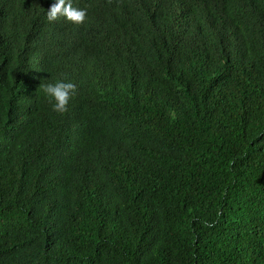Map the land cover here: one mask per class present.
Listing matches in <instances>:
<instances>
[{
  "label": "trees",
  "instance_id": "obj_1",
  "mask_svg": "<svg viewBox=\"0 0 264 264\" xmlns=\"http://www.w3.org/2000/svg\"><path fill=\"white\" fill-rule=\"evenodd\" d=\"M73 1L87 12L70 67L40 72L77 84L68 109L42 87L19 125L0 96V264H264V0ZM186 1L214 3L233 41L196 40L171 65L135 53V15L161 10L177 37ZM45 5L0 0V94L17 95L20 55L60 26ZM117 68L128 76L106 84Z\"/></svg>",
  "mask_w": 264,
  "mask_h": 264
},
{
  "label": "clouds",
  "instance_id": "obj_2",
  "mask_svg": "<svg viewBox=\"0 0 264 264\" xmlns=\"http://www.w3.org/2000/svg\"><path fill=\"white\" fill-rule=\"evenodd\" d=\"M214 8V3L210 5ZM209 9L193 6L187 2L183 6L176 7L170 12L171 21L180 25L183 30L180 36H167L162 30L158 17L162 11L152 8H142L133 20V46L135 53L154 54L162 64L171 65L176 53L188 44L199 40L207 44L212 37H216L222 45H229L233 41L236 32L234 21L215 17ZM87 10L76 7L73 0H46L44 20L60 24L59 27H49L42 30L37 36L33 46L25 50L17 61L25 68L19 75L17 82V95L9 97L0 94L2 103L13 110L14 122L23 124L32 119L37 111V104L29 102L35 94L43 87L45 93L52 101V107L57 112L68 109L71 99L77 93V84L71 80H57L52 83H41L43 73L48 75L60 67L69 66L62 60L63 52L71 48L78 40V28L86 18ZM210 28L211 31L206 29ZM47 50L54 51L56 56L50 63L43 67L35 66L39 54ZM70 67V66H69ZM128 76L120 68L113 69L106 74L105 82L122 81ZM90 136V133H89Z\"/></svg>",
  "mask_w": 264,
  "mask_h": 264
},
{
  "label": "bare ground",
  "instance_id": "obj_3",
  "mask_svg": "<svg viewBox=\"0 0 264 264\" xmlns=\"http://www.w3.org/2000/svg\"><path fill=\"white\" fill-rule=\"evenodd\" d=\"M43 3V2H42ZM13 11V10H12ZM17 33V32H16Z\"/></svg>",
  "mask_w": 264,
  "mask_h": 264
}]
</instances>
